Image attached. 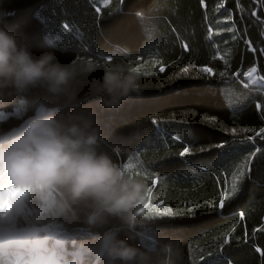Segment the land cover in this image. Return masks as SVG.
Segmentation results:
<instances>
[{"label": "trees", "instance_id": "16d2710c", "mask_svg": "<svg viewBox=\"0 0 264 264\" xmlns=\"http://www.w3.org/2000/svg\"><path fill=\"white\" fill-rule=\"evenodd\" d=\"M95 9L92 0H0V10L9 13L6 26L22 33L34 54L53 52L64 64L95 63L98 77L117 67L135 73L138 90L120 109L104 110L98 99L88 104L95 108L102 136L121 146L113 159L123 164L131 158L137 165L133 171L149 187L158 179L153 203L162 199L180 213L142 217L138 246L146 248L141 237L154 229L156 248L173 242L174 264H264V158L252 163L223 211L208 207L231 191L249 150L264 151V134L255 137L264 127V85H249L245 77L254 66L264 79V0H111L100 12ZM44 24L51 28L52 43ZM204 66L216 75L198 71ZM41 95L40 89L27 95L8 90L0 94V110L10 112L21 101L34 105ZM221 141L228 143L216 148ZM186 146L191 153L181 157ZM20 219L18 227H29ZM34 227L69 251L81 250L83 264H97L81 247L95 243L82 219Z\"/></svg>", "mask_w": 264, "mask_h": 264}, {"label": "clouds", "instance_id": "9594fccd", "mask_svg": "<svg viewBox=\"0 0 264 264\" xmlns=\"http://www.w3.org/2000/svg\"><path fill=\"white\" fill-rule=\"evenodd\" d=\"M8 19L9 13L0 10V94L40 89L42 95L34 105L0 112V205L15 192L24 207L21 218L29 225L17 230L4 221L0 238L32 251L45 245L37 223L82 219L95 243L81 247L97 264H174L173 242L156 250L136 243L143 217L139 210L148 202L150 187L113 159L121 146L102 136L95 108L88 104L98 99L104 110L120 109L138 90L135 73L117 67L98 77L95 63L64 64L47 51L36 55L22 33L6 26ZM17 111L31 114L9 123ZM67 264L83 260L75 256Z\"/></svg>", "mask_w": 264, "mask_h": 264}, {"label": "snow or ice", "instance_id": "6c2138e0", "mask_svg": "<svg viewBox=\"0 0 264 264\" xmlns=\"http://www.w3.org/2000/svg\"><path fill=\"white\" fill-rule=\"evenodd\" d=\"M203 3V0H201ZM121 3H123V0H121ZM220 7H223V4L220 5ZM96 12H100L101 9L97 7L95 9ZM138 16H141L142 13H137ZM251 15L255 16L256 13H252ZM231 19V17H229ZM64 28H68V24L64 25ZM228 31H232L231 28L228 29ZM49 43H52L51 40H49ZM185 48H187V45H185ZM255 50V49H253ZM223 59V57H221ZM109 60L112 59L111 56L108 57ZM132 71H139L138 68L132 69ZM160 72H164L165 68L161 66L159 68ZM198 71L201 73L207 74L208 77H213L216 75L214 69L212 67H199ZM256 72V68H252L250 72L247 73L248 76H251L252 73ZM219 75L223 77L225 75L224 72H220ZM21 107H23V101H21ZM20 107V108H21ZM3 112V111H0ZM15 115H20L19 111L15 113ZM215 118H213L214 120ZM152 123L155 125L157 123L156 120H153ZM235 131V130H233ZM262 134H264V127H260L259 131L255 133V137H262ZM249 140H252L253 137H248ZM227 141H221L219 144H216L215 147L218 149H223ZM206 149H201V151H204ZM191 153L190 147H183L182 151L179 153L181 157H185L186 155ZM260 158H264V151H262L261 147H255L254 150H249V155L246 157L245 161H242L241 164L238 166L236 170V174L233 177L234 182L232 183L231 186V191H224L220 196L218 203H213L211 205H208V207L213 208L214 210L218 211H223L226 206V202H230L237 194L239 191V184L242 182V179L245 178L246 174H250L251 171V165L252 163ZM126 167H130L131 169H135L137 165L135 163L131 162V158H129L128 163H123ZM137 175H140V172H136ZM148 173L145 172V177H147ZM158 179L153 178L151 180V187H150V196L148 199V202L145 204L143 208H141L139 211L143 217H150V218H163V217H169V218H174L177 215H180V213L175 212L171 207H165L164 206V201L162 199H157L155 203H153L152 200V195H153V189L156 187L158 184ZM24 211L23 204L20 202V197L13 192L12 195L8 198V201L0 205V223H3L4 221H7L9 225L17 230L23 228V227H18V225L21 224V213ZM188 213H195V209L189 208L187 209ZM243 216V213L240 214ZM39 231H44L43 229H39ZM148 231L152 232L150 235H143V240L147 241L148 243H145V247L149 248L151 250H156V245H157V240L155 239V231L154 229H149ZM49 237L45 236L44 241L45 243L48 242ZM228 243L227 240L224 241V244L226 245ZM0 245L3 246L4 250L7 251L9 249L12 250V255H17L16 249H18V245L15 243V241H8L3 238H0ZM75 245V240H73V246ZM257 252H260L261 249L257 248ZM26 253L31 256L35 254L38 258L41 259L42 264H52L51 260H45L43 259L44 254L49 251L48 248L42 247L39 249H34L32 251H27L25 250ZM64 251L63 247H60L58 245V242H52V247H51V252L52 255L58 256L60 253ZM215 255L214 253H209V256ZM264 255V253H262ZM200 260H206L205 256L201 255L199 257ZM25 264H33L32 261H26ZM207 264V261H206Z\"/></svg>", "mask_w": 264, "mask_h": 264}, {"label": "rangeland", "instance_id": "374dc122", "mask_svg": "<svg viewBox=\"0 0 264 264\" xmlns=\"http://www.w3.org/2000/svg\"><path fill=\"white\" fill-rule=\"evenodd\" d=\"M94 3H95V7L97 8V7H101V6H105V5H107L111 0H92ZM37 15H38V13H37ZM44 26V29H45V31H46V33H45V36H46V39L47 40H51V38H50V30H51V28H49V27H46V25L44 24L43 25ZM252 68H256V67H251L249 70H247V72L245 73V77H246V79H247V81H248V83H249V85H259V84H262V85H264V79L258 74V72H257V69H256V72H254V73H252V75L251 76H248L247 75V73L248 72H250L251 71V69ZM23 106H25V104H24V102H23ZM21 107V103H20V105L19 106H17L11 113H13V112H15L16 111V109H18V108H20ZM1 111V110H0ZM4 112V111H3ZM6 114L8 113V112H5ZM20 117H19V119H22V118H25V116H24V114L22 113V114H20L19 115ZM157 135V134H156ZM145 243H147V241H144L143 240V236L141 237V244H143V245H145ZM46 248H47V245L45 246ZM50 249H51V247H49ZM48 254H51L52 255V252H51V250H49L48 251ZM69 253H65V252H62V253H60L59 254V259H54L55 257V255H52V258H51V261L52 262H54V261H57V262H60L61 264H67V261L69 260ZM73 257H75V256H73ZM36 257H34V259L32 260V262L33 261H35L36 259H38L39 260V258H36ZM26 259V258H25ZM25 259H23L22 261H21V263L25 260ZM21 263H19V264H21ZM52 264H55V263H52Z\"/></svg>", "mask_w": 264, "mask_h": 264}, {"label": "bare ground", "instance_id": "6f19581e", "mask_svg": "<svg viewBox=\"0 0 264 264\" xmlns=\"http://www.w3.org/2000/svg\"><path fill=\"white\" fill-rule=\"evenodd\" d=\"M14 109H15V108H14ZM14 109H13V110H14ZM13 110H12V111H13ZM1 111H4V110H1ZM12 111L8 112L7 114L11 113ZM4 112H6V111H4ZM13 116H14V115H10V116L8 117V119L11 118V117H13ZM0 249H4L2 245H0ZM6 257H7V256H5V254H0V264H5V261H6L5 259H6ZM25 258H26V257H25ZM25 258H23V259H25ZM23 259H22V260H23ZM22 260H21V261H22ZM21 261H20L19 263H21ZM19 263H18V264H19ZM22 263H23V262H22ZM22 263H21V264H22ZM52 263L60 264V263H58L57 261H54V262H52ZM9 264H12V262H10Z\"/></svg>", "mask_w": 264, "mask_h": 264}]
</instances>
